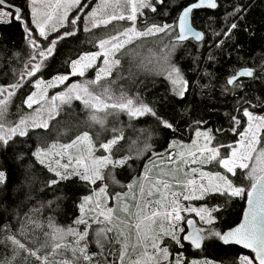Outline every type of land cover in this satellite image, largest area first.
Here are the masks:
<instances>
[{"label": "snow or ice", "instance_id": "obj_1", "mask_svg": "<svg viewBox=\"0 0 264 264\" xmlns=\"http://www.w3.org/2000/svg\"><path fill=\"white\" fill-rule=\"evenodd\" d=\"M0 253L264 264V0H0Z\"/></svg>", "mask_w": 264, "mask_h": 264}, {"label": "trees", "instance_id": "obj_2", "mask_svg": "<svg viewBox=\"0 0 264 264\" xmlns=\"http://www.w3.org/2000/svg\"><path fill=\"white\" fill-rule=\"evenodd\" d=\"M11 33H12L13 35H16V36H17V39H19V33H18L15 29H12V30H11ZM71 46H72V47H77V46H79V47H90V46H86V45H84L82 42H77V44H75V45H71ZM142 55L145 56V57H147V56L149 55L148 50H147V47L143 50ZM260 55H261V52H260L259 48H257V52H256L257 59H259V56H260ZM140 78L143 79L144 76L141 75ZM216 95H217V93L214 92V93H213V96H216ZM205 102H208V101H205ZM245 251H246V250H245ZM0 255H2V253H0Z\"/></svg>", "mask_w": 264, "mask_h": 264}, {"label": "water", "instance_id": "obj_3", "mask_svg": "<svg viewBox=\"0 0 264 264\" xmlns=\"http://www.w3.org/2000/svg\"><path fill=\"white\" fill-rule=\"evenodd\" d=\"M247 251V250H246Z\"/></svg>", "mask_w": 264, "mask_h": 264}]
</instances>
